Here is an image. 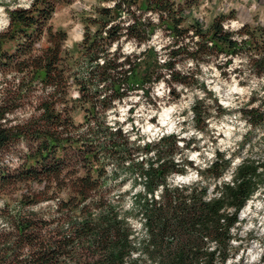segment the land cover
I'll list each match as a JSON object with an SVG mask.
<instances>
[{"label":"trees","instance_id":"obj_1","mask_svg":"<svg viewBox=\"0 0 264 264\" xmlns=\"http://www.w3.org/2000/svg\"><path fill=\"white\" fill-rule=\"evenodd\" d=\"M71 1L8 7L0 29V264H227L239 249H232L238 236L231 228L264 183V161L244 154L231 178L222 179L231 155L216 150L196 166L177 156L180 136L132 138L108 122L107 112L133 88L148 95L160 78L177 96L176 83L196 79L175 68L183 57L200 64L240 54L254 73L264 74V24L186 23L196 0H114L83 18L75 56L63 46L67 31L49 23L56 6ZM146 10L159 22L143 17ZM159 25L173 36L164 45L167 70H159V49L149 41ZM123 37L143 47L123 52ZM201 86L207 91L204 81ZM201 100L190 109L195 125H207L210 117L198 108ZM259 100L238 107L255 127L264 122ZM78 102L85 113L79 122ZM215 109L229 111L218 101ZM246 142L242 137L240 148ZM188 167L196 178L171 180Z\"/></svg>","mask_w":264,"mask_h":264},{"label":"rangeland","instance_id":"obj_2","mask_svg":"<svg viewBox=\"0 0 264 264\" xmlns=\"http://www.w3.org/2000/svg\"><path fill=\"white\" fill-rule=\"evenodd\" d=\"M29 2L30 0H0V29L7 26L8 7H26ZM195 2L197 4L193 6L186 23L198 18L204 26H208L216 18H224L223 24L229 29H238L243 23L264 24V0H196ZM113 4L114 0H73L69 4H59L49 23L67 31L63 46L70 54L77 56L85 26L83 18L90 15L95 7ZM139 12L141 13L140 10H136V13ZM143 17L159 22L157 14L150 10L143 12ZM122 18L125 23L131 20L127 13L122 14ZM152 34L149 41L159 49L157 53L159 70H167L165 65L161 64L163 58L167 56V48L164 45L169 43L173 36L163 25L157 26ZM193 38L196 39L197 35ZM9 44L10 42L6 46ZM115 47L116 45L112 44L110 49L114 50ZM142 47L143 44L136 46L133 38L123 37L119 43V49L126 53ZM229 56L222 53L218 58L200 64H195L189 58H179L175 68L181 72L193 73L196 77L194 80L191 79V85L176 83L177 96L168 92V83L161 78L153 83L148 95L141 88H133L108 109V122L113 126L120 124L123 130L130 133V137L140 135L144 140H150L165 132H173L180 136L177 141L181 150L177 156L187 155L196 166L204 165L212 159L216 150L224 152L226 157L231 155L230 165L222 176V179L226 180L231 178L233 166L244 154H250L264 161V122L256 127L252 126L238 112V107L241 105L256 106L260 102L259 99L262 98L264 101L262 89L264 74L254 73L243 55H233L228 61ZM217 62L221 63V66H218ZM235 67L240 70H235ZM201 81L206 84L205 92ZM77 94L76 85H72L71 96ZM196 98L202 99L198 102V108L207 109L210 113V117L206 119L207 125H201V120L198 121L200 125H195L190 109ZM217 101L229 111L218 114L215 109ZM262 107L264 108V105ZM166 110L170 111V115L168 122L162 125V114ZM73 114L77 122L84 119L85 113L79 102ZM242 137H246L247 142L240 148ZM187 143L189 146H186ZM13 161H16V157L12 158ZM196 176L195 168L188 167L184 174H175L171 180L182 182L194 179ZM128 184L125 183V186ZM238 215L240 220L231 228L238 237L233 238L231 242L233 250L237 247L239 249L226 261L227 264H264V183L259 191L247 199Z\"/></svg>","mask_w":264,"mask_h":264},{"label":"bare ground","instance_id":"obj_3","mask_svg":"<svg viewBox=\"0 0 264 264\" xmlns=\"http://www.w3.org/2000/svg\"><path fill=\"white\" fill-rule=\"evenodd\" d=\"M169 115H170L169 110H166L165 112H163V114H162V120H163L162 125H165L168 122L167 119H168Z\"/></svg>","mask_w":264,"mask_h":264},{"label":"water","instance_id":"obj_4","mask_svg":"<svg viewBox=\"0 0 264 264\" xmlns=\"http://www.w3.org/2000/svg\"><path fill=\"white\" fill-rule=\"evenodd\" d=\"M183 174V173H182ZM178 175V174H177ZM182 177H185V176H182Z\"/></svg>","mask_w":264,"mask_h":264}]
</instances>
